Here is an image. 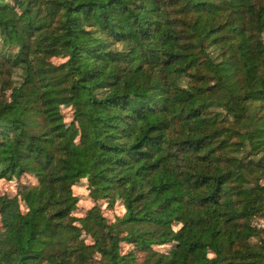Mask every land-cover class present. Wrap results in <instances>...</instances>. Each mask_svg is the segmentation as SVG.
Wrapping results in <instances>:
<instances>
[{
  "label": "trees",
  "instance_id": "trees-1",
  "mask_svg": "<svg viewBox=\"0 0 264 264\" xmlns=\"http://www.w3.org/2000/svg\"><path fill=\"white\" fill-rule=\"evenodd\" d=\"M263 34L264 0H0V264H264Z\"/></svg>",
  "mask_w": 264,
  "mask_h": 264
},
{
  "label": "rangeland",
  "instance_id": "rangeland-1",
  "mask_svg": "<svg viewBox=\"0 0 264 264\" xmlns=\"http://www.w3.org/2000/svg\"><path fill=\"white\" fill-rule=\"evenodd\" d=\"M260 52L261 55L263 56L264 59V34L262 36L261 39V44H260ZM31 178L28 176H24L22 178H20V180L16 181V179L14 178H9L8 179H0V193H7L8 195H13L16 193V190L23 184L26 183H31ZM92 181H90L87 177V175H82L78 178L75 179L74 183H73V193L76 197V201H77V208L74 211V216L76 217V224L78 225V227H83L85 225H87V220H86V216H85V212L95 203L92 198L89 196V191L91 189V187L94 186V184ZM101 203V208H102V212L103 215L108 218L109 220H112L115 216L117 215H122L123 214V208L119 203H116L114 207L109 208L106 206L105 203H103L102 201H100ZM13 218V214H8L6 221H10ZM5 220V219H4ZM253 224L260 226L263 224V221L259 218H255L253 219ZM82 235H80V238H85L86 235H84L83 233H81ZM88 239H86L87 241ZM123 249H130V246L128 245H123ZM144 253H139L138 254V259H137V264H144L145 263V258L144 257Z\"/></svg>",
  "mask_w": 264,
  "mask_h": 264
}]
</instances>
